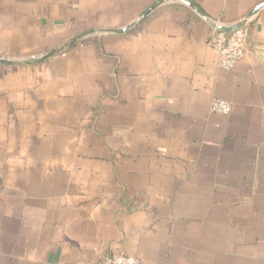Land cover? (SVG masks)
Wrapping results in <instances>:
<instances>
[{
	"label": "crops",
	"instance_id": "0c3cea01",
	"mask_svg": "<svg viewBox=\"0 0 264 264\" xmlns=\"http://www.w3.org/2000/svg\"><path fill=\"white\" fill-rule=\"evenodd\" d=\"M188 1L0 0L2 49L104 31L0 86V264H264V7L230 70L208 43L263 0Z\"/></svg>",
	"mask_w": 264,
	"mask_h": 264
},
{
	"label": "built area",
	"instance_id": "2783aa9c",
	"mask_svg": "<svg viewBox=\"0 0 264 264\" xmlns=\"http://www.w3.org/2000/svg\"><path fill=\"white\" fill-rule=\"evenodd\" d=\"M248 35L247 19H243L237 26L228 30L218 28L215 24L209 37V44L218 53V67L230 70L240 61L245 53V42ZM209 109L213 113L228 114L231 104L225 100L214 99ZM111 264H141L139 257L128 254H115Z\"/></svg>",
	"mask_w": 264,
	"mask_h": 264
},
{
	"label": "rangeland",
	"instance_id": "374dc122",
	"mask_svg": "<svg viewBox=\"0 0 264 264\" xmlns=\"http://www.w3.org/2000/svg\"><path fill=\"white\" fill-rule=\"evenodd\" d=\"M16 27L17 26H13L14 29L12 30V34L11 35L12 36L17 35V36L11 38V41L9 43V48L5 47V49H2V47L0 45V55L9 56V57H13V58H20V57H25V56L27 57V56H32V55H39V54H42L44 52H51V54H52V53H56L58 51V50L55 51L54 50L55 48H58V47L63 48L66 43L68 44V42H64L63 41V42H60L58 45H56L54 48H49V49L48 48L47 49L44 48V49H42L41 45L43 43L45 44L46 41L43 42V41H40V40L33 39L32 37H34V35H36L34 33H33L34 35H28L29 39L15 41V39L17 37H19V35L17 33L18 31L15 29ZM83 34H85V33H83ZM80 35H82V34L76 35L75 37L80 36ZM93 38L94 37L92 36V37H87V38H84V39H81V40H75L76 45H75L74 48H67V47H65V48L66 49H72L70 51H67V52H69V54H72L73 52H75V50L79 51V52H82L81 50L83 48H87L90 44L93 47V49L95 50L97 48V46L95 45L96 41ZM63 44H64V46H62ZM21 45L24 48L20 49ZM93 49H91V50H93ZM14 50H20L21 52L19 54H12L14 52ZM65 52H66V50H65ZM48 58L49 57L40 59L34 64V66H38L39 67L37 69V74H38V77L41 78L40 81L42 80L41 81L42 83L40 85H41V87L43 89L51 88L50 83H49V81H50L49 77H50V69L53 67V65H51V61ZM0 70H1V73H0V86H2V84L4 82L13 83L19 76V73H17V69L15 67H12V66L8 67V68H2ZM22 72H21L22 73V80L23 81L25 79L28 80L27 85L30 86L31 84H29V81H30V79H31V81L34 80L35 69H31L30 72L26 71L27 72L26 75H25V71L24 70H22ZM29 73H31V74H29Z\"/></svg>",
	"mask_w": 264,
	"mask_h": 264
},
{
	"label": "water",
	"instance_id": "95a60500",
	"mask_svg": "<svg viewBox=\"0 0 264 264\" xmlns=\"http://www.w3.org/2000/svg\"><path fill=\"white\" fill-rule=\"evenodd\" d=\"M165 1H174V0H165ZM191 7H193V4L188 1V0H179ZM264 7V0L261 1L260 3H258L256 6H254L252 8V10H250V12L246 15L245 19L247 17H249L250 15H253L255 14L257 11H259L261 8ZM194 8V7H193ZM153 8H149L147 9L143 14H141L139 16V18H137L136 20H134L130 25H127L123 28L120 29V31H126L128 28H130L132 25H135V24H138L142 19L145 18V16L150 13V11L152 10ZM198 13H200L202 16H204V14H202L198 9H195ZM212 23H214L218 28H221V29H226V27L222 24H219V23H216V22H213L211 20ZM240 22L236 23L235 25L231 26L230 28L234 27V26H237ZM228 28V29H230ZM104 31L102 30H99V31H91V32H87L85 34H82L80 36H77L75 38H73L72 40H70V42H73L75 40H81V39H84V38H87V37H91V36H96V35H99V34H102ZM69 43V42H68ZM67 44V43H66ZM65 44V45H66ZM57 51V50H55ZM51 54V52H46V53H43V54H39V55H34V56H27V57H21V58H13V57H8V56H0V62H6V63H14V62H20V61H24V60H40V59H43L47 56H49Z\"/></svg>",
	"mask_w": 264,
	"mask_h": 264
},
{
	"label": "trees",
	"instance_id": "16d2710c",
	"mask_svg": "<svg viewBox=\"0 0 264 264\" xmlns=\"http://www.w3.org/2000/svg\"><path fill=\"white\" fill-rule=\"evenodd\" d=\"M76 45V42H70L68 44H66L63 48H60L56 53H52L51 55H58L63 49L65 50L67 48H74ZM38 60H24V61H20V62H14V63H6V62H0V69L2 68H8V67H15V66H18V67H21V66H27V65H33L37 62ZM3 71V70H2ZM0 73H1V70H0ZM26 80V79H25ZM28 81V80H26ZM0 149H1V146H0ZM3 159V155H2V152H0V160Z\"/></svg>",
	"mask_w": 264,
	"mask_h": 264
}]
</instances>
